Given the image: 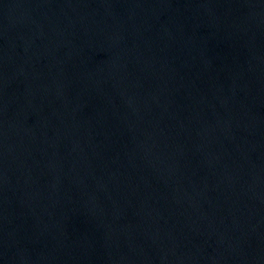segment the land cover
Wrapping results in <instances>:
<instances>
[{"label":"water","instance_id":"water-1","mask_svg":"<svg viewBox=\"0 0 264 264\" xmlns=\"http://www.w3.org/2000/svg\"><path fill=\"white\" fill-rule=\"evenodd\" d=\"M0 264H264V0H0Z\"/></svg>","mask_w":264,"mask_h":264}]
</instances>
